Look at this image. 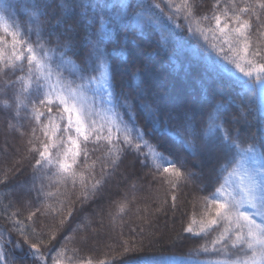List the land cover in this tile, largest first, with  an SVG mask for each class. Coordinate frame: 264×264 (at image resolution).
<instances>
[{"label":"snow or ice","instance_id":"snow-or-ice-1","mask_svg":"<svg viewBox=\"0 0 264 264\" xmlns=\"http://www.w3.org/2000/svg\"><path fill=\"white\" fill-rule=\"evenodd\" d=\"M12 8L7 2L0 3V74L9 69L23 74L19 77L22 87L15 96L17 109L28 107L25 100H29L32 118L42 134L36 136L37 128H33L34 140L28 141L29 152L36 154L29 190L36 192L37 200L53 195L45 191L46 187H51L45 181L53 178L60 183L70 179L75 187L79 177L82 203L96 196L101 180H94L89 189L84 173L76 171L80 164L94 174L96 162L88 164L87 151L92 140L103 139L107 143L113 165L119 161L124 145L139 152L143 144L148 148L147 156L151 157L154 169L173 189L181 182H191L194 177L191 171L177 166L147 145L134 117L124 120L119 111L123 97L113 89L105 48L106 39L112 38L111 33L127 34L134 26L159 27L165 20L179 28L181 25L176 24V20L183 17L187 31L196 37L198 46H207L220 61L242 74L245 80L240 86L248 89L252 96L257 94L258 86L264 105V50L259 43L253 46L251 39L253 19L258 30L264 29V0H227L223 7L221 0H216L210 16H197L192 0H36L23 24L10 22ZM60 28L62 32L58 31ZM53 36L55 47L52 46ZM161 38L167 39L163 33ZM73 42L83 52L79 64L66 56L68 52L77 55V48L70 47ZM229 70L216 61L205 69L209 75ZM240 103L243 106L242 99ZM53 105L55 115H52ZM123 106L132 112L126 99ZM246 107L248 111H241L234 122L243 121L250 129L249 117L255 113L261 130L259 138L250 135L242 140L238 129L233 135L225 126L228 109L223 104H217L209 112L206 127L200 132L187 112L183 117L184 132L190 137L186 143L193 150L192 154L217 164L209 194L201 198L203 216L197 220L193 214L185 228L196 237H206L215 231L210 242L194 250L197 256L204 253L208 258L193 264H264V112L251 104ZM41 108L49 114L45 123L40 122L45 116ZM194 140L200 141L198 148ZM103 170L104 165H101L102 175ZM171 200L175 209L177 197L173 195ZM35 214L31 212L28 218ZM15 217L13 212L9 219L18 235L24 238L23 244H28L26 254L32 259L42 258L39 247L29 244L24 226ZM141 247L140 243L125 241L121 255L136 252ZM9 248L24 251L20 241L0 236V264H15L8 259ZM100 264L105 262L100 261ZM126 264L172 262L141 257Z\"/></svg>","mask_w":264,"mask_h":264},{"label":"trees","instance_id":"trees-1","mask_svg":"<svg viewBox=\"0 0 264 264\" xmlns=\"http://www.w3.org/2000/svg\"><path fill=\"white\" fill-rule=\"evenodd\" d=\"M213 2L192 0L196 15L210 16ZM26 19L20 16L18 23L23 24ZM176 24L181 27L167 20L159 27L134 26L127 34L111 33L112 38L105 41L112 86L115 93L123 97L119 111L124 120L134 117L147 145L194 174L191 182H181L175 189L163 182V175L154 169L151 157L147 156L148 148L143 144L139 152L124 145L119 161L113 165L109 146L101 139L87 145L88 164L96 162L94 174L89 168L76 166L77 172L84 173L89 189L94 180H101L95 197L81 202L79 177L75 187L70 179L60 183L53 178L45 181L46 185H51L45 191L53 195L37 200L36 192L29 190L36 157L29 152L32 131L26 127L17 131L12 127V115L0 81V181H3L0 182V236L20 241L24 249L21 252L9 248L10 261L14 260L15 264H54V261L55 264H87L90 260L91 264H100V261L126 264L141 257H155L172 264H186L196 256L194 250L206 243V237H196L185 228L193 214L197 220L203 216L201 198L209 194L208 189L215 181L214 169L201 165L199 156L192 154L193 150L186 143L189 138L184 132L183 117L187 112L193 125L200 127L207 121L209 112L217 104H223L228 109L225 126L233 135L238 129L242 140L250 135L259 138L261 130L255 113L249 117L250 129L243 121L234 122L241 111H248V104L261 111L259 91L257 86V94L252 96L248 89L240 86L245 80L242 74L220 61L207 46L199 47L196 37L187 31L183 17L177 19ZM162 33L167 39L161 38ZM52 40L55 47V36ZM70 47L77 48V55L68 52L67 56L79 64L83 52L75 42ZM212 61L230 70L209 75L205 69ZM144 65H148V73ZM159 83L164 89L179 94L188 104L182 102L177 110V106L166 104L165 90L160 93L158 89L155 92L160 94L152 95L155 93L148 85ZM125 99L132 107L131 113L123 106ZM257 147L259 149V144ZM80 159L82 163L83 156ZM101 165H104L103 175ZM207 167L213 170L210 183L204 181ZM173 195L177 197L175 209L172 208ZM37 208L40 210L36 211ZM13 212L24 226L29 244L39 247L42 258L32 259L26 254L28 244H23L24 238L18 235L9 219ZM31 212L36 214L29 219ZM125 241L140 243L142 247L121 255Z\"/></svg>","mask_w":264,"mask_h":264},{"label":"rangeland","instance_id":"rangeland-1","mask_svg":"<svg viewBox=\"0 0 264 264\" xmlns=\"http://www.w3.org/2000/svg\"><path fill=\"white\" fill-rule=\"evenodd\" d=\"M3 2H7L13 6V8L11 10L12 14L10 17V22L13 20L18 22L20 16L27 18L28 11L32 10V5H34L36 3V0H0V3H3ZM215 3H216V0H214L213 4H215ZM225 3H227V0H221V7H223ZM254 21H255V19H254ZM252 24H253V28H252V33H251V39L253 41V46H255L257 43H259L261 49L264 50V35L260 34L261 32H264V29L258 30L257 26H256V21L253 22ZM8 39H10V38H8ZM66 56H67V54H66ZM67 58H70V57L67 56ZM143 68H144V71L147 73L150 71V69H148V65L146 67L144 65ZM21 75H23V74L19 73L18 71L16 73H13L10 69L6 70L5 73L0 74L1 84L4 85V89L2 91L4 92L5 99H7V105H8L9 111L12 115V120H13L12 121V127L14 129H16L17 131L21 130L22 127H26L31 131L33 128H37L36 136L39 137L42 134H41V132L37 126V122L32 118L31 104L29 103V100H27V99L25 100V103L29 105L28 107H20L19 109H17L15 96L19 92L20 88L22 87V85L19 81V77ZM5 81H7V83H5ZM162 86H163L162 83H159V85L149 84L148 88L151 89V91H153V93H155V94H152L155 96L158 93V92L157 93L155 92L156 90L158 91V89H160L161 90L160 93H163L165 90L164 95H167V97H168L166 104L169 105L170 107L177 106L176 107L177 110H179L178 106L182 102H183L182 104H186V105L188 104V102H184L185 100L183 98H181L179 96V94L172 93V92H170V90L164 89V86L163 87ZM3 92H2V95H3ZM149 92H150V90H149ZM160 93H158V94H160ZM25 95H27V93H25ZM32 99H34V96L32 97ZM259 104H260L261 111L264 112V105L261 104L260 94H259ZM17 111L19 112V114H17ZM41 111H44L45 116L41 117L40 122L45 123L46 122L45 117L49 114L47 113L46 109L41 108ZM55 114H56V107H55V105H53L52 115H55ZM61 127L63 128V124L61 125ZM195 127H197V126H195ZM205 127H206V123L204 125H201L200 127H197L198 132L202 131ZM188 138L190 139V137H188ZM33 140H34V138H33ZM34 143H35V141H34ZM194 143L198 148L200 141L194 140ZM199 162L203 166L210 165V167L212 166L213 169H215L217 167L216 162L206 161V160L202 159L200 156H199ZM210 167L205 168V171H204L205 183H210L211 180L213 179V174H212L213 170ZM159 227H161V225H159ZM214 236H215V231L209 233L206 236V242H210L214 238ZM212 255H216V254H212ZM207 258H208V255L201 253L198 256L196 255V256L190 258L186 262V264H193L194 261H204Z\"/></svg>","mask_w":264,"mask_h":264}]
</instances>
